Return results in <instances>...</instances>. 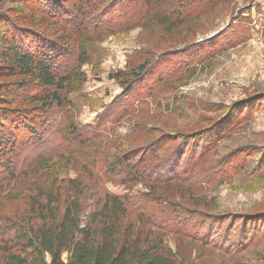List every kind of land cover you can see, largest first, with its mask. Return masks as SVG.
Wrapping results in <instances>:
<instances>
[{
  "label": "trees",
  "instance_id": "trees-1",
  "mask_svg": "<svg viewBox=\"0 0 264 264\" xmlns=\"http://www.w3.org/2000/svg\"><path fill=\"white\" fill-rule=\"evenodd\" d=\"M123 1L78 0V5L70 10L54 0H19L22 8L29 11L59 15H45L58 21L57 26L47 31L55 33L54 40L36 31L23 30L0 17V79L11 80L0 88V264H182L159 239H142L124 231L119 219L126 212L164 233L233 254L235 262H241L239 252L246 236L252 240L257 233H264V212L256 213L260 218L246 226L238 218L243 220L238 229H227L231 225L228 218L233 216H221L215 218L207 239L202 240L206 229L200 233L197 227L186 228L183 214L177 213L180 208L173 209L154 196H120L102 187L105 180L124 186H152L183 182L191 177L171 174L165 180L160 179L165 176L161 171L163 161L167 163L174 157L184 141H177L167 153L165 137L134 147L139 139L146 138L145 127L133 126L124 136L104 127L120 123L131 112L128 109L98 119L94 126L75 125L69 119L73 106L68 96L78 92L86 82L82 68L93 64L105 36L133 26L157 25L171 32L182 22L192 20L195 4L207 7L211 0H139L140 5H133L129 11ZM220 1L223 0L214 3ZM111 7L121 16L118 21L102 23L97 19L98 13L108 16ZM145 63L132 69V73L109 74L108 78L122 89V97L136 92L135 82L147 74ZM160 80L149 85V92ZM16 104L31 109H13ZM52 116L65 121L60 133L67 158L77 163L80 177L61 178L65 164L52 161L53 147L42 154L38 151L45 144L41 127ZM222 123L203 133H212ZM24 136L32 140L30 146L28 142L16 143ZM148 150H152L149 155ZM202 154L203 150L199 156ZM257 176L254 181H250L249 175L241 179L245 188H258L264 183V177L257 179ZM12 202L15 204L8 205ZM162 205L168 208L162 209ZM185 217L193 218V215ZM214 227L220 231L224 227L235 238L221 244L220 232L221 235L215 234L210 239ZM212 240L217 247L211 245Z\"/></svg>",
  "mask_w": 264,
  "mask_h": 264
},
{
  "label": "rangeland",
  "instance_id": "rangeland-1",
  "mask_svg": "<svg viewBox=\"0 0 264 264\" xmlns=\"http://www.w3.org/2000/svg\"><path fill=\"white\" fill-rule=\"evenodd\" d=\"M54 1L62 2L70 10L78 5V0ZM123 2L127 11L141 3L139 0ZM194 9L192 20L182 22L171 32L157 25L133 26L105 36L93 64L82 68L86 82L78 92L68 96L73 106L69 119L79 127L94 126L98 119L128 109L131 112L120 123L104 127L111 128L119 136L127 134L133 126L145 127L146 138L139 139L134 147H143L165 137L168 153L177 141H184L174 157L167 163L163 161L161 171L165 176L160 179L165 180L172 174L174 177L189 175V180L152 186H124L105 180L102 187L120 196H154L173 209L180 208L177 213L183 214L185 227H197L200 233L206 229L202 239L206 240L216 217L233 216L228 218L227 223L231 225L227 229H238L241 221H245V226L252 224L260 218L256 213L264 212V183L248 189L241 180L247 175L250 181L257 175V179L264 177V0L217 3L211 0L207 7L195 4ZM108 11V16L98 13L97 19L102 23L120 19L113 7ZM45 15L59 16L49 11H29L22 8L19 0H0V17L23 30L36 31L54 40L55 33L47 31L57 26L58 21ZM194 47L197 48L192 49ZM191 53L193 55H188ZM143 61H146V76L142 74L143 77L135 82L134 94L122 97V89L108 78L109 74L129 73ZM157 79H161L160 83L149 92V85ZM10 81L0 79V88ZM14 107L24 111L31 109L22 104ZM220 121L223 123L212 133L204 134ZM64 126L63 119L48 118L41 127L45 144L38 151L42 154L53 147L52 161L65 164L61 178L75 179L80 177L81 171L77 163L67 158L60 133ZM21 141L28 142V146L32 143L27 136L16 143ZM201 150L203 154L199 156ZM151 152L148 150L147 155ZM13 204L15 202L8 205ZM168 205H162V209ZM188 214L193 218H186ZM142 221L130 212L119 219L123 230L133 233L134 237L159 239L182 264H264V243L261 244L264 233H257L252 240L246 236L239 252L241 262H235L233 254L164 233ZM212 230L215 232L210 230V239L222 234L221 244L235 238L224 227L221 231L216 227ZM212 244L215 245L214 240Z\"/></svg>",
  "mask_w": 264,
  "mask_h": 264
}]
</instances>
